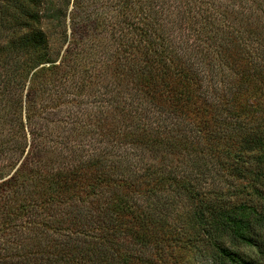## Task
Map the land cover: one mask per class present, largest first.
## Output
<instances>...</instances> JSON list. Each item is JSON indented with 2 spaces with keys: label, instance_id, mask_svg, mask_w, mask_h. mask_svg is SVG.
Listing matches in <instances>:
<instances>
[{
  "label": "trees",
  "instance_id": "1",
  "mask_svg": "<svg viewBox=\"0 0 264 264\" xmlns=\"http://www.w3.org/2000/svg\"><path fill=\"white\" fill-rule=\"evenodd\" d=\"M216 1L0 0V264H264V0Z\"/></svg>",
  "mask_w": 264,
  "mask_h": 264
},
{
  "label": "rangeland",
  "instance_id": "2",
  "mask_svg": "<svg viewBox=\"0 0 264 264\" xmlns=\"http://www.w3.org/2000/svg\"><path fill=\"white\" fill-rule=\"evenodd\" d=\"M80 1H81L80 9H79L80 16H79V19L76 18V21L85 23L83 22V16L88 17L92 15V17H90V20L89 19L87 20L88 22L87 24L96 22V20H98L100 12L105 11L106 9L105 5L109 2V0H80ZM214 2L217 3L216 0H214ZM83 13L85 15H83ZM176 15L177 13H171L169 17H172L175 19ZM167 21L170 24L172 20L171 18H169ZM107 27H108V24L105 25L104 28H107ZM104 28L100 27L98 29V28L93 27L91 28V31H90V35H91L90 42L91 43L93 42L94 44L95 43L99 44L97 48L93 49L95 59L102 58V50L106 47V45L110 44L111 42V39L108 36V32ZM171 29L173 32L175 31V33L181 32V30L178 27H174ZM84 33L85 31L81 29L79 33V37H83ZM101 40L103 41L102 44L100 42ZM86 64L89 65V63H86Z\"/></svg>",
  "mask_w": 264,
  "mask_h": 264
}]
</instances>
